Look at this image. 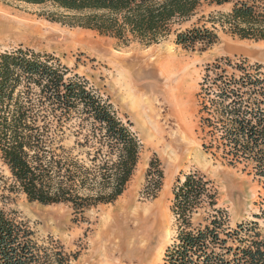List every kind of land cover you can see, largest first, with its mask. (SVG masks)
Segmentation results:
<instances>
[{"label":"trees","instance_id":"trees-1","mask_svg":"<svg viewBox=\"0 0 264 264\" xmlns=\"http://www.w3.org/2000/svg\"><path fill=\"white\" fill-rule=\"evenodd\" d=\"M52 8L55 22L112 37L122 44H159L172 34L186 50L218 43L217 34L194 24L204 6L234 3L227 18L240 40L264 41V0H0ZM178 26V29H174ZM243 69L237 66V69ZM200 96L209 142L229 166L252 168L264 191V78L229 76L209 68ZM59 61L31 50L0 57V160L10 174L9 194L45 206L66 205L76 215L116 202L140 161L141 143L130 121L82 77L68 78ZM214 151V152H213ZM158 160L150 163L144 195L163 186ZM171 211L177 237L165 264H264V234L258 220L231 227L218 191L201 174L175 186ZM6 198V197H5ZM264 205V196H263ZM63 247L40 242L27 224L0 210V264H69Z\"/></svg>","mask_w":264,"mask_h":264},{"label":"rangeland","instance_id":"rangeland-1","mask_svg":"<svg viewBox=\"0 0 264 264\" xmlns=\"http://www.w3.org/2000/svg\"><path fill=\"white\" fill-rule=\"evenodd\" d=\"M233 8L234 3L204 5L182 28L206 26L219 41L206 49L186 50L176 44L174 34L155 45H125L93 30L53 21L49 12L55 10L50 7L0 1V57L22 49L56 59L69 70L68 78H85L120 118L132 123L142 146L124 194L83 216L66 205L45 206L23 194H9L10 174L0 160V210L27 223L40 242H58L69 264H165L178 231L171 211L173 191L189 174L212 181L231 227L256 220L264 209V191L252 168L229 166L220 153L213 157L204 149L210 135L203 127L208 115L200 94L213 72L209 68L220 65L229 76L245 72L264 78V41L240 40L230 33L227 18ZM153 160L164 173L155 199L144 195ZM258 221L264 234V218Z\"/></svg>","mask_w":264,"mask_h":264},{"label":"bare ground","instance_id":"bare-ground-1","mask_svg":"<svg viewBox=\"0 0 264 264\" xmlns=\"http://www.w3.org/2000/svg\"><path fill=\"white\" fill-rule=\"evenodd\" d=\"M0 26H1V23H0ZM126 94H127V96H128V97H130V96H131V94H130V93H127V92H126ZM123 95H124V94H123ZM134 101H135V100H134ZM133 103L135 104L136 102H132V104H133ZM132 104H131V105H132ZM135 106H136V105H135ZM137 107H138V106H136V107H134V108H137ZM135 110H136V109H135ZM137 110H138V109H137ZM139 110H140V109H139ZM137 112H138V111H137ZM140 113H141V112H140ZM142 113H143V112H142ZM143 114H144V113H143ZM151 132H152V131H151ZM155 132H157V131H155ZM154 135H155V134H154ZM154 135L152 134L151 136H153V137H154ZM158 136L162 137V135H161V134H160V135H158ZM158 136H155V139H156V138H157V139H159V137H158ZM160 140H161V138H160ZM112 212H113V211H112ZM110 215H111V214H110Z\"/></svg>","mask_w":264,"mask_h":264}]
</instances>
